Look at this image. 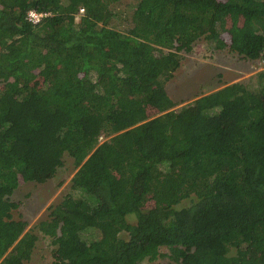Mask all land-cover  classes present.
I'll list each match as a JSON object with an SVG mask.
<instances>
[{
  "label": "trees",
  "instance_id": "obj_1",
  "mask_svg": "<svg viewBox=\"0 0 264 264\" xmlns=\"http://www.w3.org/2000/svg\"><path fill=\"white\" fill-rule=\"evenodd\" d=\"M120 1L0 0V264H30L11 196L65 155L49 264H264V69L179 107L166 87L201 39L264 63V0H135L117 29Z\"/></svg>",
  "mask_w": 264,
  "mask_h": 264
},
{
  "label": "rangeland",
  "instance_id": "obj_2",
  "mask_svg": "<svg viewBox=\"0 0 264 264\" xmlns=\"http://www.w3.org/2000/svg\"><path fill=\"white\" fill-rule=\"evenodd\" d=\"M134 3L135 0H122L112 6L114 12L112 27L123 29L129 24ZM261 69H264V63L257 64L242 60L227 48L212 50L207 42L201 39L194 43L189 53H183L181 65L169 79L166 87L176 101V107H179L192 101L199 94L216 90L226 83L245 80ZM63 160V166L58 168L52 178L45 182L21 181L11 196L12 200L19 203L14 217H22L28 222L27 230H32L38 236L30 264H49L52 260L53 245L50 238L34 226L48 218L49 207L58 203L70 188L71 177L75 171L74 162L68 155H65ZM126 218L128 222L135 223L133 214H129ZM121 235L126 237L125 233ZM165 251V248L161 250V252ZM165 261L166 258L160 257L152 263L161 264Z\"/></svg>",
  "mask_w": 264,
  "mask_h": 264
},
{
  "label": "built area",
  "instance_id": "obj_3",
  "mask_svg": "<svg viewBox=\"0 0 264 264\" xmlns=\"http://www.w3.org/2000/svg\"><path fill=\"white\" fill-rule=\"evenodd\" d=\"M81 11H82V9H81ZM29 12H34V13H36V16H35V17H31V16H29ZM45 15H46L45 13H39V12H36L35 10H29V11L27 12L26 19H27L28 21H30L31 23L36 24V23H39L40 20H41V18H42L43 16H45ZM262 54L264 55V49L262 50Z\"/></svg>",
  "mask_w": 264,
  "mask_h": 264
},
{
  "label": "clouds",
  "instance_id": "obj_4",
  "mask_svg": "<svg viewBox=\"0 0 264 264\" xmlns=\"http://www.w3.org/2000/svg\"><path fill=\"white\" fill-rule=\"evenodd\" d=\"M29 16H31V17H35V16H36V13H34V12H29Z\"/></svg>",
  "mask_w": 264,
  "mask_h": 264
}]
</instances>
